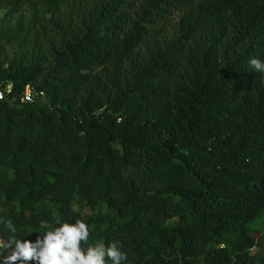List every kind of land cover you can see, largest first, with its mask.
<instances>
[{"label": "trees", "instance_id": "trees-1", "mask_svg": "<svg viewBox=\"0 0 264 264\" xmlns=\"http://www.w3.org/2000/svg\"><path fill=\"white\" fill-rule=\"evenodd\" d=\"M29 2L55 37L20 48L0 31V217L18 238L82 220V249L119 241L121 264H264V73L249 64L264 0L0 5Z\"/></svg>", "mask_w": 264, "mask_h": 264}, {"label": "clouds", "instance_id": "clouds-1", "mask_svg": "<svg viewBox=\"0 0 264 264\" xmlns=\"http://www.w3.org/2000/svg\"><path fill=\"white\" fill-rule=\"evenodd\" d=\"M254 71L264 73V61L249 60ZM0 224L8 230V238L0 239V264H105V258L113 264H121L127 254L121 250L119 241L88 246L81 242L89 239V227L82 220L74 224L63 222L50 228L34 242L18 238L20 229L7 217H0Z\"/></svg>", "mask_w": 264, "mask_h": 264}, {"label": "rangeland", "instance_id": "rangeland-1", "mask_svg": "<svg viewBox=\"0 0 264 264\" xmlns=\"http://www.w3.org/2000/svg\"><path fill=\"white\" fill-rule=\"evenodd\" d=\"M34 8L37 9V13H34ZM177 15V14H176ZM64 15H59L60 20H64ZM52 14L46 12L44 5L39 3L29 2L24 4L15 13H11L9 7L6 4L0 5V31L1 29H7L9 31L14 28H18L19 35L21 39H26V41L19 42V47L22 48L24 45L26 47H32V37L35 35V39L38 42H46L47 38L55 37V29L52 24ZM176 16H174L173 22L176 21ZM173 25V23H172ZM172 25L168 28V34L172 33ZM16 42H13L10 47V53L17 52ZM264 233V214L262 217L256 219L253 222V235L257 238L259 235ZM264 246V244H263ZM259 249L257 247L252 249V252H257Z\"/></svg>", "mask_w": 264, "mask_h": 264}, {"label": "built area", "instance_id": "built-area-1", "mask_svg": "<svg viewBox=\"0 0 264 264\" xmlns=\"http://www.w3.org/2000/svg\"><path fill=\"white\" fill-rule=\"evenodd\" d=\"M32 96H33V94L31 93V91L29 90V88L26 87L25 90H24V93H23V95L21 97V100L22 101H30L31 98H32ZM0 98H2L1 92H0Z\"/></svg>", "mask_w": 264, "mask_h": 264}]
</instances>
